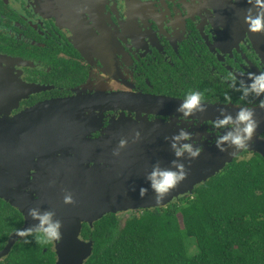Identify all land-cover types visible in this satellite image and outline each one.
<instances>
[{
	"label": "flooded vegetation",
	"instance_id": "obj_1",
	"mask_svg": "<svg viewBox=\"0 0 264 264\" xmlns=\"http://www.w3.org/2000/svg\"><path fill=\"white\" fill-rule=\"evenodd\" d=\"M250 7L248 0H0V117L75 101L77 117L65 124H76L88 140L103 138L120 120H143L159 132L183 128L203 151L215 149V120L177 108L200 91L210 106L264 109V96L243 99L229 79L238 87L264 72V34L250 33L244 22ZM11 170L10 177H41L28 167ZM0 200L21 215L23 228L21 209ZM47 245L42 254L57 264L56 244ZM11 253L0 264H12Z\"/></svg>",
	"mask_w": 264,
	"mask_h": 264
},
{
	"label": "water",
	"instance_id": "obj_2",
	"mask_svg": "<svg viewBox=\"0 0 264 264\" xmlns=\"http://www.w3.org/2000/svg\"><path fill=\"white\" fill-rule=\"evenodd\" d=\"M76 103L48 102L16 117H0V199L21 209L25 217L21 229L36 223L28 217L29 209L55 213L63 223L62 240L56 244L57 264H86L92 257L94 241L81 238L84 224L93 227L108 214L166 207L182 196L193 194L197 186L215 177L245 152L232 155L234 149L221 152L215 148L203 151L196 160L184 159L187 178L157 201L145 177L157 163L164 168L171 166L175 157L169 141L174 134L159 132L158 126L143 120H120L103 138L88 140L86 132L74 129L78 128L76 124H65L77 117ZM206 106V113L213 120L222 109L232 115L240 109ZM254 111L259 128L248 151L264 158V140L259 139L264 133V109ZM71 132L81 135L80 138L71 139ZM137 132L139 140L135 139ZM121 139L128 144L119 149V156H114ZM48 155L56 162L42 160ZM27 167L28 173L31 168L41 177L31 180L32 177L9 176L14 173L11 169ZM142 189L147 191L142 193ZM67 193L72 194L74 204L64 203ZM21 239L15 232L0 256L10 254Z\"/></svg>",
	"mask_w": 264,
	"mask_h": 264
},
{
	"label": "trees",
	"instance_id": "obj_3",
	"mask_svg": "<svg viewBox=\"0 0 264 264\" xmlns=\"http://www.w3.org/2000/svg\"><path fill=\"white\" fill-rule=\"evenodd\" d=\"M129 213V212H128ZM108 214L82 237L94 241L86 264H264V158H238L166 207ZM23 223L0 200V251ZM17 245L12 264H54L48 245ZM194 245L196 253L192 254Z\"/></svg>",
	"mask_w": 264,
	"mask_h": 264
},
{
	"label": "clouds",
	"instance_id": "obj_4",
	"mask_svg": "<svg viewBox=\"0 0 264 264\" xmlns=\"http://www.w3.org/2000/svg\"><path fill=\"white\" fill-rule=\"evenodd\" d=\"M250 7L244 17L247 29L253 34H264V0H248ZM232 81V87L241 94V98L246 99L249 96H264V72L258 74H249L248 80H240L237 87V81L234 77H229ZM264 106V102H262ZM207 111L204 93L200 91H190L185 95L177 108V112L185 117H191L196 113ZM213 127L221 130L216 138V147L221 152L234 149L232 155L241 151H248L250 142L256 134L259 123L255 118V111L250 107H241L235 115L221 110L220 115L213 121ZM135 139H140V133L135 134ZM128 141L121 139L118 149L113 152L114 156H119V149L127 146ZM169 146L175 159L171 166L164 168L159 163L153 165L152 170L146 175L150 189L156 195L157 201L162 200L188 176V169L183 160H196L202 154V147L198 146L193 134L189 131L180 129L169 141ZM142 189L141 192H146ZM65 204H74L75 200L71 193L64 195ZM34 223L31 227L18 229L16 235L24 239L25 243L31 237L38 244H58L62 240L63 223L56 218L53 211H42L40 208H32L28 211Z\"/></svg>",
	"mask_w": 264,
	"mask_h": 264
},
{
	"label": "rangeland",
	"instance_id": "obj_5",
	"mask_svg": "<svg viewBox=\"0 0 264 264\" xmlns=\"http://www.w3.org/2000/svg\"><path fill=\"white\" fill-rule=\"evenodd\" d=\"M130 214H131L130 212L129 213L128 212H124V213H120L119 215H121L122 218L125 220V219L130 217ZM191 252H192V254L196 253V249H195L194 245L191 246Z\"/></svg>",
	"mask_w": 264,
	"mask_h": 264
}]
</instances>
